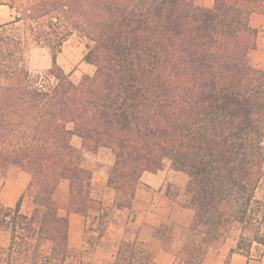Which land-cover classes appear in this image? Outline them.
Returning a JSON list of instances; mask_svg holds the SVG:
<instances>
[{
	"label": "trees",
	"instance_id": "1",
	"mask_svg": "<svg viewBox=\"0 0 264 264\" xmlns=\"http://www.w3.org/2000/svg\"><path fill=\"white\" fill-rule=\"evenodd\" d=\"M14 12L0 24V175L15 165L31 176L33 215L0 204V229L10 232L0 264H90L69 246V220L60 210H103L93 197L85 152L109 148L108 186L115 206L131 215L144 172L171 168L188 176L194 217L179 257L202 264L238 224L233 254L264 246V69L249 56L257 48L254 12L264 0H0ZM75 33L89 43L95 67L75 84L57 59ZM31 40L52 52L40 73L26 65ZM77 136L82 148L72 144ZM69 182L67 197L57 188ZM106 215V214H104ZM104 219V218H103ZM101 219L100 234L108 220ZM172 228L155 231L166 249ZM249 233V234H248ZM52 244L49 253L43 245ZM111 264H157L141 241L122 243Z\"/></svg>",
	"mask_w": 264,
	"mask_h": 264
},
{
	"label": "crops",
	"instance_id": "2",
	"mask_svg": "<svg viewBox=\"0 0 264 264\" xmlns=\"http://www.w3.org/2000/svg\"><path fill=\"white\" fill-rule=\"evenodd\" d=\"M196 2L201 7L212 8L215 0H196ZM76 137H73L72 144L81 149L79 137L77 138L80 141L73 143ZM106 155L109 159H105ZM114 160V155L109 148H101L95 154L85 152L83 166L93 172V197L102 202L103 210L91 209L87 215L68 212L65 209L60 210V215L69 220V246L75 250H85L88 245L86 231L91 228L92 233L106 247L103 248L107 250V252L103 251V257L115 258L122 243L141 241L153 253L157 264H184L179 253L187 242V233L194 217V211L191 208L181 205L187 200L185 190L188 176L173 170L170 163L158 173L144 172L135 192L133 213L129 215L115 206L116 192L107 183ZM3 177L4 188L0 193V203L7 208H13L23 196L21 213L26 216L33 215L34 200L26 192L31 180L30 174L18 166L10 165ZM175 188L177 192L172 195L171 190ZM57 193L62 197L69 196V182H61ZM105 212L109 214L107 219L104 218ZM101 219L108 220L107 228L102 235L100 234ZM161 225L172 228L169 249L165 248L163 241L155 234L156 229ZM9 242L10 232L0 229V248L8 247ZM46 244H49L51 251L50 242L44 243L43 248ZM236 245L237 240H234L227 248L223 246L220 249H209L202 264H215L218 259L220 260L219 254L221 258H227L230 250ZM256 251L261 253L259 257L254 256ZM230 264H264V246L254 244L249 257L233 254Z\"/></svg>",
	"mask_w": 264,
	"mask_h": 264
},
{
	"label": "rangeland",
	"instance_id": "3",
	"mask_svg": "<svg viewBox=\"0 0 264 264\" xmlns=\"http://www.w3.org/2000/svg\"><path fill=\"white\" fill-rule=\"evenodd\" d=\"M13 15L14 12L11 11L7 6H0V18H1L0 24H4L13 20L14 18ZM251 25L258 30V39H257V48L255 50H252L249 56L252 60L256 62L258 68L264 69V14L259 12L252 13ZM88 43L89 42L83 36H81L78 33H75L64 43L62 47V51L58 55L57 62L59 66L68 74L70 80L75 84H78L85 75L92 76L95 72V67L91 64L86 63L84 60V57L88 51V45H89ZM26 65L28 69L33 73H40L48 70L49 68L52 67L51 50L48 47L38 45L35 42L29 40L27 43V51H26ZM78 141L80 140L79 138L76 137L74 138L73 143H76ZM106 156L105 159L107 158L109 159V156L108 155ZM168 163H170V161L166 160L164 167H166ZM3 188H4V177L0 175V193L2 192ZM176 192H177L176 188L171 190L172 195H174ZM257 197L264 201V180L257 191ZM2 207L5 206L3 205ZM105 214L106 215L104 218L107 219L109 214L108 212H105ZM86 234H87L86 240L88 245L85 249L86 250L85 259L90 264H111L114 258L102 256L104 252H107L106 249H103L106 247H104L101 244L100 239L97 238V236H95L92 233V229L91 228L88 229L86 231ZM239 235H240L239 225L238 224L232 225L228 237L229 239H227V241L223 246L226 248L229 247V245L233 243L234 240H238ZM195 237L197 239L200 238L198 235L193 234L191 232L187 233V240H191ZM48 245L49 244H46V246H44L43 248L44 252L50 251ZM260 254H261L260 252L257 251L254 252V256L256 257H259ZM219 257L220 260L218 259L215 264H228L227 258H221V254H219Z\"/></svg>",
	"mask_w": 264,
	"mask_h": 264
}]
</instances>
